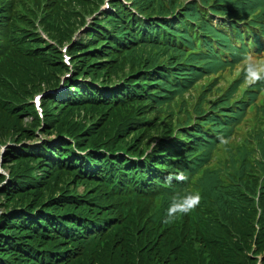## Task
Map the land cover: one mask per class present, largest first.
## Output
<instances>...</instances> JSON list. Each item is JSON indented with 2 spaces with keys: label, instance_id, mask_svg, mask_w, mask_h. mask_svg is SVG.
Listing matches in <instances>:
<instances>
[{
  "label": "trees",
  "instance_id": "1",
  "mask_svg": "<svg viewBox=\"0 0 264 264\" xmlns=\"http://www.w3.org/2000/svg\"><path fill=\"white\" fill-rule=\"evenodd\" d=\"M69 1L55 19L0 0V146L15 144L0 157L9 172L0 174V264H256L264 251V73L252 83L246 70L250 56H264V0H114L115 12L71 46L68 67L59 47L101 0ZM115 61L143 79L103 66ZM68 73L65 98L41 101L50 113L41 134L73 141L20 147L39 124L29 98L42 86L57 90ZM75 79L89 83L68 84ZM203 81L192 114L162 118L165 103ZM79 91L95 92L70 97ZM99 112L102 122L93 120ZM151 140L157 149L146 153ZM122 148L136 160L115 155ZM182 199L186 213L174 207Z\"/></svg>",
  "mask_w": 264,
  "mask_h": 264
},
{
  "label": "rangeland",
  "instance_id": "2",
  "mask_svg": "<svg viewBox=\"0 0 264 264\" xmlns=\"http://www.w3.org/2000/svg\"><path fill=\"white\" fill-rule=\"evenodd\" d=\"M9 1H10L11 5H12V11L13 12L14 11H19V9H26V8H29V7H37V9H38V11H39V13H40V15L42 17H44V18H55V19H57L56 16L52 17V16H54L55 13H57L58 15L63 14L62 10L66 9V8H70L71 7V3H72V1H69V0H56L57 2H53L54 0H9ZM113 1L114 0H101L100 4L96 8H93L89 13H84L85 11L82 8H80V7L78 8V12H80L81 14L84 13L83 22L81 24L75 23V32H74V37L72 39V43L65 44V45L59 47V51H60V53L62 55V61H63V63L66 66L69 67L71 65L72 58L68 54V51L71 48V46L76 44L79 39L87 40V32L91 29V26L93 25V22L97 18H99L103 14H109V13L115 12L114 9L111 7V4H112ZM120 1H122V0H120ZM180 1H181L182 5L188 4L190 2H193V3H197L198 2V0H180ZM49 15H51V16H49ZM74 21L77 22V19L75 18ZM39 33L41 34V36L46 41H49L48 38L45 35H43L40 31H39ZM6 35L9 36V32L5 33L3 36H6ZM49 43H52V42L49 41ZM98 50H99V48L91 47L90 52H92L93 55H94L95 53L98 52ZM98 61L99 60H97L96 62H98ZM250 61L252 63H254L255 65H257V66H263V64H264V60L263 61H259V60H256L254 58H250ZM103 64H104L103 65L104 67L118 68V70H117L118 73H120L123 77L128 75V79L130 81H135V82L136 81H140L144 77L142 71H138V68L137 69L131 68V65L127 61H123V62H120V61L119 62L118 61H115V62H103ZM69 77H70L69 73L68 74H64L61 77V82L57 83V86H58L57 90H54V88H46V86H42V89L40 91H38L36 93H33L31 95V97L29 98V103H30V105L34 106V110L36 111L37 118L39 119V124L36 125V126L31 127V130H33V133H34L36 139L34 141L33 140H31V141L27 140L25 142L24 141L20 142L18 144L20 147H22L23 144L24 145H29L30 147L35 146V145H40L44 141L55 140V138H57V136L62 137L64 139L68 140L69 142L73 141L66 134H62V135H54V134H51V135H46L45 134V135H43V134H41L43 131H45V123H44L45 114H49L50 115V113L47 111V107H43L42 106L41 101L43 99H45V98H48L49 94H52L54 96H59L61 99L65 98L64 94L60 93L59 88H61L64 85L63 81L65 79H68ZM120 81L115 82L113 84H118ZM69 83H75L77 85H80V84H84L85 85V84H88L89 82L88 81H84L82 79H75V80H72V81L69 80L68 84ZM94 86L100 87L98 84H96V83L93 84L92 83L91 88H93ZM204 88H206V83L203 81V82L199 83L195 89L192 90L190 95L185 94V96H182V97L176 96L173 101H171L169 103H165L164 106L168 105L169 110L163 112L162 118L165 119V120H168V121H172L173 118H171L169 116V113L171 115H173V116H176L183 109L189 110L190 114H192L193 107H194L195 103H197V100H198L199 96L201 95L202 90ZM100 89L104 90V88H102V87ZM149 89L150 88H146V90H143V91H149ZM111 91H115V90H111ZM94 92L95 91H92V92L79 91L78 93L70 94V97H72V99L73 98H81L83 100H86L89 96L93 95ZM35 96H40L41 97L39 108L35 107V105H34V97ZM136 99H141L142 100V98H140V97H136ZM214 101H215V98L213 96L208 97L207 100H206L207 105L205 106L204 110L208 111L209 108H210L211 103H213ZM98 106H101L103 108L105 105H104V103L99 102ZM164 106H162V107H164ZM168 111H170V112H168ZM83 116H84V113H83V111H81L80 112V117H83ZM89 117H90V115H87V118H89ZM52 119H53V122H54V118L53 117H52ZM93 120L96 121V122H102L101 113L99 112V113L95 114L93 116ZM27 121H30V123H33V121H34L33 116H31V118L28 119ZM29 135H30V133L26 134L27 137ZM148 143H149V149H148V151H146V153H149V152H151L153 150H156L157 149V145L159 143V140H151ZM7 145L8 146H15V144H12V143H7ZM4 147H5L4 145L0 146V154H1L2 149ZM74 148H75V146H74ZM101 152L102 151L95 152V154H99ZM74 153L76 155H81V156H84V154H85L84 152L77 151L76 148H75V152ZM115 155H121V156H123L125 158H129L131 160H136L135 157L129 156L127 154V151L125 149H123V148H122V150H119ZM254 157H255L256 161L260 160V157L258 155L254 156ZM0 173H3V175H5V178L9 177L8 170L5 169V168L3 169L1 167V165H0ZM261 174H262V171L260 172V175ZM4 183L5 182H2L0 184V186H2ZM139 184L140 185L143 184L141 179H140ZM81 190H82V188L80 187L79 191H81ZM194 196L196 197L197 195H194ZM2 200H3V198H0V213H2V211L4 210L2 208V206H1ZM176 229L174 231H176ZM256 257H257V261H260V264H261L262 258L264 257V251L260 255H257Z\"/></svg>",
  "mask_w": 264,
  "mask_h": 264
},
{
  "label": "clouds",
  "instance_id": "3",
  "mask_svg": "<svg viewBox=\"0 0 264 264\" xmlns=\"http://www.w3.org/2000/svg\"><path fill=\"white\" fill-rule=\"evenodd\" d=\"M219 82H220L221 85H223V83H224L223 80H220ZM0 157H1V154H0ZM0 174L3 175V173H0ZM3 176L5 177V175H3ZM177 179H186V177H184L183 174L181 173L180 176L177 177ZM192 199L198 201L199 200V196L197 195L196 197H193ZM174 207L179 208L180 212H182V213H186V212H188L190 210V209L184 208L182 204H176V205H174ZM173 218H174L173 213L170 210L169 214H168V220L166 222H170Z\"/></svg>",
  "mask_w": 264,
  "mask_h": 264
},
{
  "label": "snow or ice",
  "instance_id": "4",
  "mask_svg": "<svg viewBox=\"0 0 264 264\" xmlns=\"http://www.w3.org/2000/svg\"><path fill=\"white\" fill-rule=\"evenodd\" d=\"M192 203H195V201H192Z\"/></svg>",
  "mask_w": 264,
  "mask_h": 264
},
{
  "label": "bare ground",
  "instance_id": "5",
  "mask_svg": "<svg viewBox=\"0 0 264 264\" xmlns=\"http://www.w3.org/2000/svg\"><path fill=\"white\" fill-rule=\"evenodd\" d=\"M224 29V28H223ZM225 30V29H224Z\"/></svg>",
  "mask_w": 264,
  "mask_h": 264
}]
</instances>
